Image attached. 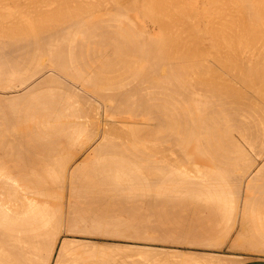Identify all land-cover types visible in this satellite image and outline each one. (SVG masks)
<instances>
[{
  "label": "bare ground",
  "instance_id": "1",
  "mask_svg": "<svg viewBox=\"0 0 264 264\" xmlns=\"http://www.w3.org/2000/svg\"><path fill=\"white\" fill-rule=\"evenodd\" d=\"M5 87L23 91H0V231L58 238L54 264L83 261L75 246L126 259L99 252L107 236L144 241L143 262L126 243L135 264H229L181 248L216 249L238 222L227 245L264 251V0H0ZM46 240L21 264H48Z\"/></svg>",
  "mask_w": 264,
  "mask_h": 264
},
{
  "label": "rangeland",
  "instance_id": "2",
  "mask_svg": "<svg viewBox=\"0 0 264 264\" xmlns=\"http://www.w3.org/2000/svg\"><path fill=\"white\" fill-rule=\"evenodd\" d=\"M143 23H144V22L139 23V25L142 27V29H148V31H152V30L154 29V26H152V24H150V23L147 24V23H146L147 25L144 24V25H145V26H144ZM139 25L137 24L138 27H136V29L139 30V31H141L142 29H141V27H139ZM150 26H151V27H150ZM138 28H139V29H138ZM150 29H151V30H150ZM45 58H46V57H45ZM45 58L43 57V60H40V59H39V60L37 61L39 65H43L42 63L40 64V61H44V63L46 64V66H47V65L50 66L49 68H48V66H47L45 69H47V68H48V69H47V70L44 69L45 71H48V73H50V72L52 73V71H56V72H53L52 74H56V75H58L59 77H58V76H57V77L63 80V81H61V80L59 79V81H61V83L63 82L62 85H65V83H64L65 80L68 81V82H66V83H70V84L73 83L74 80H73V79H72L73 81H72V80H69V77H70L69 75H68V76L63 75L64 73L62 72V73H63V74H62V73L60 72L59 69H56L55 66H53L54 68H52V66H51L52 63L49 62L50 64H47V61H45ZM46 60H47V58H46ZM35 62H36V61H35ZM35 62H34V63H35ZM37 62H36V64H35L36 66H38ZM29 63H30V62H29ZM32 64H33V63H32ZM52 65H53V64H52ZM31 66H32V65H31ZM33 67H35V66H33ZM33 69H34V68H33ZM50 69H52V70H50ZM53 69H54V70H53ZM21 71H22V69H21ZM23 71H24V72L26 71V72H25V75H27V69H26V70L23 69ZM23 71H22V72H23ZM49 71H50V72H49ZM19 72H20V71H19ZM29 72H31V70H30ZM32 72H33V70H32ZM32 72H31V73H32ZM58 72L61 73V75H60ZM57 73H58V74H57ZM28 74H29V73H28ZM18 75L21 76L20 74H17V73H16V74H15V73L13 74V76H17V77H18ZM23 75H24V74H23ZM37 75H38V74H37ZM37 75H36V76H33V78L30 80V82H31V81H34L35 79H36V81H38L39 79H41V76H40V78H39V75H38V76H37ZM40 75H41V74H40ZM54 76H55V75H54ZM61 76H65V77H67L68 79H63V77H61ZM36 77L38 78V80H37ZM65 77H64V78H65ZM13 78H15V77H13ZM9 79L12 80V76H10ZM16 79H17V78H15V80H16ZM13 80H14V79H13ZM77 83H78V84H79V83L81 84V82H77ZM27 84H28V83H27ZM11 88H12V89H11ZM11 88H10V87H9V89H7L6 87L3 88V89L1 88L0 91H1V92H4V91H5L4 93H6V94H8V95H11V93H13V92L16 93V92H19V91H21V90L23 91V87H22V88L20 87L21 89L18 88V87H17V88L15 87V88L17 89V90L15 89L16 91H14V88H13V87H11ZM4 89H6L7 91L4 90ZM64 89H65V88H64ZM64 89H63V90H64ZM2 90H4V91H2ZM65 90H66V89H65ZM22 91H21V92H22ZM9 92H10V93H9ZM27 125H28V124H27ZM28 127H29V126H26L25 128H28ZM30 128H31V126H30ZM30 128H29V129H30ZM25 130H26V129H25ZM66 139L68 140V138H66ZM66 139L62 140V142L59 144V146H60L61 148L65 146L64 143H63V141H65ZM85 139H86V137H84V134H82L81 136H78V137L75 138V140H77L78 143H79V141H81V140L83 141V140H85ZM148 143H150V144H154V143H155V144H158V142L155 141L154 139H152V140L149 139V141H147V143H146V146L148 145ZM90 144H91V143H90ZM90 144L88 143L89 146H90ZM78 145H80V144H78ZM82 145L84 146V145H87V144H86V143H85V144L83 143ZM88 145H87V146H88ZM143 145H144V144H142V146H143ZM89 146H88V147H89ZM144 146H145V145H144ZM144 146H143V147H140V148H143V149H144V148H145ZM146 149H147V148H146ZM75 150H76V149H73V150H72V154H73L74 156L78 157V158H80L81 156L83 157V156H85V155L87 156V155L91 152V148H90V150H89V149H87V150H85V149L80 150V151H82V152L85 151V152H83V153H80V151L74 153ZM86 151H87V152H86ZM149 152H150V151H149ZM59 153H60V154H61V153H64V151H61V152H59ZM151 153H152V152H151ZM46 154H50V153H46ZM76 154H77V155H76ZM83 154H84V155H83ZM149 154H150V153H149ZM150 155H151V154H150ZM170 155H172V154H170ZM170 155H169V156H170ZM174 155H176V154H174ZM176 156H177V155H176ZM156 159H158V161H159V159L161 160L160 157H159V158H156ZM77 160H80V159H77ZM161 161H162V160H161ZM162 162H163V161H162ZM166 171H167V170H166ZM166 171H165V170L163 171V173H162V177H165V175H166L165 172H166ZM154 173H155V172H154ZM148 175H149V174H148ZM153 175H154V174H153ZM152 177H153V176H152ZM148 192H153V191H150V190L148 191V190H147V193H148ZM241 208H242V206H241ZM241 208H240V212H239L240 214H239V216H238L239 219L241 218V216H240V215H241ZM116 218H117V219H122V220H128V221L131 220V219H130L131 217H129L127 214H124V213H120V214L116 215ZM238 223H240V222H238ZM238 223H237V226H236L237 228L235 229V232L233 231V232L231 233V235H232V236H231V239H230V236H229L228 240H227L223 245L220 244V245H222V247H220V245L217 246V247L221 248V250H220V249L217 250V247H216V249H215V247H212V250H206V251H205V250L202 249V246H199V247H198L197 245H194L195 247H194V246H188V245L186 246V245H185V247H184V248H181V249H182V251H184V252H185V249H186V251L190 249V250H189L190 253H189V251H187L188 253H187V252H185V253H186V254H191V252H192V255H193V256H194V254L196 255L197 253L200 254V252H202V254L205 253L206 256H209V255H211L213 252H215V253H213L214 255H215L216 253H217L218 255H222V256H220L219 258H221V259L223 258L222 260H224V261H229V264H239V263H242V262L247 261V260H252V259H256V258H264V254H263L264 251L257 250V249H255L254 247H250V246H248V245H242V247H243V248H242L241 245H240V247H237V246H239V245H233V246H231V245H227V243H228V244H231V243H232V240H233V237L236 236L237 229H238V227H240V226H239L240 224H238ZM244 227H245V229L247 230V229L250 227V225H248V224H244ZM247 234H249V232H248ZM109 237H111V238L113 237V239H110ZM115 237H117V236H115ZM93 238H96V237H93ZM122 239H123V238H121V237H118V238L116 239V238H114V236H107V238L105 237V239H102L101 241H104V243L107 242V243H106V246H107V247H106V252H107V253H109V254L111 253V255H112V253H115V252H112V251H115V250L118 249V251L120 252V253H119V252L117 251V253L120 254L119 256L122 255L123 257H125V255H126V256H127L126 258L129 259V258H128L129 255L127 254V251H128V249L131 250V249L133 248V249L131 250L132 253H133V251L136 252V253L134 252V254H133V255H135L134 258L137 259V260L139 261L140 257H137V255H138V256H141L140 261L143 262V260H145V258L147 257V255L144 254V253H148L150 249L144 251L145 248H148V247L143 246V244L141 243L142 240H141V239H136V240H135V239H134V240H133V239L125 240V239H124V240H122ZM126 239H127V238H126ZM121 240H122V241H121ZM131 240H132V241H131ZM90 241H91V240H90ZM92 241H93V240H92ZM136 241H138V242H136ZM228 241H230V242H228ZM112 242H113V243H112ZM118 242L121 243V247H122V248L124 247V249H123L124 252L127 250V251H126V254L123 252L122 249H121V250L119 249L120 247L117 246V244L115 245V246H117V247L114 246V247L116 248L115 250H114V248H112L113 245L111 246L110 243L115 244V243H118ZM142 242H144V241H142ZM120 243H118V245H120ZM126 243H129V244H130V245H129V244H127V245H129V247H130L131 249H130V248H127L128 246H126ZM132 243H134L135 245H137V248L135 247L134 244H133V247H132V246H131ZM107 244H108V245H107ZM109 244H110L111 247H109ZM122 245H123V246H122ZM124 245H125V246H124ZM138 245H139V246L142 245L140 248H141V249L143 248V249H142V250L139 249V248H138ZM125 247H126V248H125ZM134 247H135V248H134ZM144 247H145V248H144ZM227 248H229V249H227ZM232 248H233V249H232ZM234 248H236V249H234ZM237 248H238V249H237ZM134 249H135V250H134ZM138 249H139L141 252H143V253H141ZM193 249H194V251H193ZM201 249H202V251H201ZM248 249L250 250V252H249ZM111 250H112V251H111ZM179 250H180V249H179ZM195 250H196V251L198 250L199 252H198V251L196 252ZM240 250H241V251H240ZM245 250H247V251H245ZM110 251H111V252H110ZM121 251H122L125 255H123ZM203 251H205V252H203ZM208 251H209V252H208ZM211 251H212V252H211ZM237 251H238V252H237ZM243 251H244V252H243ZM251 251H252V252H257V253L254 254V253H252ZM128 252H129V251H128ZM194 252H196V253H194ZM220 252H221L222 254H221ZM262 252H263V253H262ZM117 253H116V256H118ZM132 253L129 252V254H130L129 257H131V259H134V258H132V256H133V255H131ZM137 253H138V254H137ZM207 254H208V255H207ZM217 254H216V255H217ZM228 254H229V255H228ZM259 254H260V255H259ZM113 255H114L113 258L115 259L116 256H115V254H113ZM197 255H198V254H197ZM197 255H196V256H197ZM200 255H201V254H200ZM214 255H213V256H214ZM216 255H215V256H216ZM218 255H217V256H218ZM223 255H224V256H223ZM227 255H228V256H227ZM236 255H237V256H236ZM136 257H137V258H136ZM211 257H212V255H211ZM225 257H226V258H225ZM118 258H119V257H117V259H118ZM138 258H139V259H138ZM117 259H115V260H117Z\"/></svg>",
  "mask_w": 264,
  "mask_h": 264
},
{
  "label": "crops",
  "instance_id": "3",
  "mask_svg": "<svg viewBox=\"0 0 264 264\" xmlns=\"http://www.w3.org/2000/svg\"><path fill=\"white\" fill-rule=\"evenodd\" d=\"M28 169H22V173H23V175H34V173H36L35 175H49L48 173L46 174V173H40V172H36V171H34V170H31V169H29L28 171H27ZM8 171H10V169L9 168H1V175L2 176H4V175H7L8 174ZM30 171V172H29ZM32 171H34V173H31ZM1 186H2V184H0ZM54 194V192L52 191H49V194L51 195V194ZM46 204H48V206L50 207H55L56 206V202L55 201H53V202H51L50 200H47V203ZM6 231H7V233L8 234H10V235H8V234H6ZM34 232H36L35 230L34 231H31V232H29V233H19L18 231H11V230H8V228H3L1 231H0V264H21L24 260H30V257L32 256L31 255V252H32V247L34 248V247H36L37 246V244H36V239L37 240H43V238H44V240H49L48 242H46V244H44V245H46V246H44V249L46 248L47 250H44V253H46V254H44V256H48L49 258L46 260V262H49L48 264H52L54 261L53 260H55L56 258H57V256H58V253H57V251L56 250H58L57 248H58V244H59V242H58V238H56V237H54L53 238V236H51L50 234H48L47 236H45V237H43L44 235H42L41 237H40V233H39V235H37V232L36 233H34ZM33 233V234H32ZM14 234V235H13ZM17 234V235H16ZM6 235V236H5ZM23 235V236H22ZM34 235H36L37 237H34ZM33 236V237H32ZM52 238H51V237ZM14 237H17L16 238V240H15V238ZM23 237V238H22ZM43 237V238H42ZM47 237V238H46ZM20 238V239H19ZM61 238H63L62 236L59 238V241L61 240ZM74 238H76V237H73V239ZM83 238V241H84V239H85V237H82ZM124 239H125V237H123ZM54 239V240H53ZM71 239H72V237H71ZM81 239V238H80ZM88 239H90V238H88ZM92 240H97V241H93V242H97L96 244L98 245V247L97 246H95L96 244H94V243H91V246H93V247H97V248H99V246H100V250H99V252H103L104 251V246H105V243H102L103 241H101V239H99V237H96V239L95 238H91ZM90 239V240H91ZM20 240V241H19ZM26 241V242H24V241ZM46 240V241H47ZM82 240V239H81ZM100 240V242H98ZM33 241V242H32ZM35 241V242H34ZM82 241V242H83ZM16 242H17V244H16ZM31 242V243H30ZM39 242V241H38ZM26 243V245H24V244ZM48 243H50L49 245H48ZM55 243V244H54ZM36 244V245H35ZM54 244V245H53ZM88 244V243H87ZM50 245L51 246H53V247H51L50 248ZM104 245V246H103ZM121 245V244H120ZM18 246V247H17ZM30 246H31V248H30ZM101 246H103V247H101ZM84 247V246H83ZM12 248H13V250H12ZM23 248V249H22ZM53 248V249H52ZM75 248V249H74ZM73 248V251H74V254H75V256H74V258H72L71 256L69 257L68 255H71V253L73 252L72 250H71V253L70 252H68V253H66V255L68 256V258H67V256H65L67 259H71V261H72V259L73 260H75L76 262H77V260H79V259H77L76 260V258H80V259H83V261H81V262H77V263H75V264H88L87 263V259H88V257L90 256L89 255V248H88V250H82L83 248L82 247H80L79 248V246H75ZM85 249H86V243H85V247H84ZM95 248L94 249H92V250H95ZM103 248V249H102ZM11 249V250H10ZM21 249V250H20ZM49 249H50V251H49ZM119 249H122V247H120ZM7 250H8V252H7ZM10 250V251H9ZM98 250V249H97ZM97 250H95V251H97ZM123 250V249H122ZM25 251H26V253H25ZM46 251V252H45ZM52 251V252H51ZM50 253V254H49ZM52 253V254H51ZM56 253H57V255H56ZM29 255H31V256H29ZM77 255H79L78 257H77ZM54 257H56L55 259H54ZM101 257V256H100ZM123 257V256H122ZM47 258V257H46ZM99 258V256L97 257V259ZM103 259H104V257H102ZM123 258H126V257H123ZM120 259V262L122 263V261L121 260H126L127 261V258L126 259H122V258H119ZM130 259V258H129ZM49 260V261H48ZM134 261H136L135 259H133ZM132 259L131 260H128V263L127 264H129V261H130V264H135L134 263V261H133ZM116 261V260H115ZM117 261H118V259H117ZM117 261H116V264H120V263H117ZM133 263H132V262ZM72 262H74V261H72ZM125 262V261H124ZM123 262V263H124ZM66 263H68V264H71V262L69 261V260H67L66 261ZM126 263V262H125ZM124 263V264H125ZM40 264H41V262H40ZM43 264V263H42ZM54 264V263H53ZM239 264H264V258H256V259H252V260H247V261H244V262H242V263H239Z\"/></svg>",
  "mask_w": 264,
  "mask_h": 264
}]
</instances>
